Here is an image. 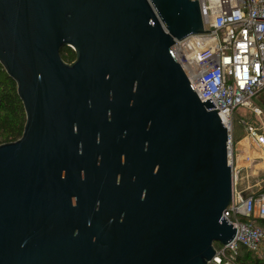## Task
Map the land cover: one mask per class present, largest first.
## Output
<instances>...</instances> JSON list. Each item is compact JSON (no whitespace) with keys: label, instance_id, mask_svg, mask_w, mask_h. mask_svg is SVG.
Listing matches in <instances>:
<instances>
[{"label":"water","instance_id":"water-1","mask_svg":"<svg viewBox=\"0 0 264 264\" xmlns=\"http://www.w3.org/2000/svg\"><path fill=\"white\" fill-rule=\"evenodd\" d=\"M206 31L198 0H0L25 113L0 144V264H212L235 234L227 129L171 52ZM104 134L130 156L134 197H77Z\"/></svg>","mask_w":264,"mask_h":264},{"label":"built area","instance_id":"built-area-1","mask_svg":"<svg viewBox=\"0 0 264 264\" xmlns=\"http://www.w3.org/2000/svg\"><path fill=\"white\" fill-rule=\"evenodd\" d=\"M206 31L175 40L171 52L198 99H211L227 129V162L232 169L230 204L221 217L235 234L225 245L215 246L212 264H239L240 248L257 252L264 244V191L236 189L239 143L233 134V113L242 107L261 118L263 110L252 100H264V0H198ZM253 137L264 161V130L241 121ZM249 157L246 158L249 161ZM243 179V177H242Z\"/></svg>","mask_w":264,"mask_h":264},{"label":"flooded vegetation","instance_id":"flooded-vegetation-1","mask_svg":"<svg viewBox=\"0 0 264 264\" xmlns=\"http://www.w3.org/2000/svg\"><path fill=\"white\" fill-rule=\"evenodd\" d=\"M82 175L77 197H134V166L113 137H101L89 153Z\"/></svg>","mask_w":264,"mask_h":264},{"label":"rangeland","instance_id":"rangeland-1","mask_svg":"<svg viewBox=\"0 0 264 264\" xmlns=\"http://www.w3.org/2000/svg\"><path fill=\"white\" fill-rule=\"evenodd\" d=\"M252 102L263 110V115L261 116V118L254 116L249 112V110H246L242 107H239L232 115L233 134L235 140L237 141V143H239V155L237 156L235 165L237 167L243 168L241 173L238 174L239 179L235 187L236 189H245L247 188V186H249V189H251V191L259 192L264 191V169H262L260 166V161L262 160L260 158H257L256 154L257 152H259V149L255 144V140L245 131V127L241 122L246 121L247 123H250L257 128L264 130V100L261 99V97H257L254 98ZM242 139H246L245 143H247V145L251 147L249 150L251 157L247 156L245 149L246 145H244V141H242ZM241 145L244 148H241ZM247 157L250 158V161L246 160ZM247 177H249V180H247ZM214 245L218 246L219 244L215 243ZM254 261H257L259 264H264V244L257 252H251L246 264H253Z\"/></svg>","mask_w":264,"mask_h":264},{"label":"trees","instance_id":"trees-1","mask_svg":"<svg viewBox=\"0 0 264 264\" xmlns=\"http://www.w3.org/2000/svg\"><path fill=\"white\" fill-rule=\"evenodd\" d=\"M60 54L65 62L74 60V52L68 47H62ZM24 123V108L17 95L16 84L0 64V143L17 140L22 134ZM259 222L264 226V219ZM250 254V251L243 247L240 248L238 263L246 264ZM253 264L259 263L254 261Z\"/></svg>","mask_w":264,"mask_h":264},{"label":"bare ground","instance_id":"bare-ground-1","mask_svg":"<svg viewBox=\"0 0 264 264\" xmlns=\"http://www.w3.org/2000/svg\"><path fill=\"white\" fill-rule=\"evenodd\" d=\"M242 141H244V145H246V147H245V149H246V153H247V156H249V157H251L250 156V152H249V150H250V148L251 147H249L248 145H247V143H245L246 142V139H242ZM240 143H241V141H240ZM256 144V143H255ZM243 146L241 145V148H242ZM244 148V147H243ZM241 151V150H240ZM258 151V150H257ZM254 152V151H253ZM257 158H259L260 156H261V154L259 153V152H257ZM249 161H250V159H249ZM241 162V161H240ZM239 162V163H240ZM260 166H261V168L262 169H264V161H260ZM252 167V166H251ZM250 167V168H251ZM261 170V169H260Z\"/></svg>","mask_w":264,"mask_h":264},{"label":"crops","instance_id":"crops-1","mask_svg":"<svg viewBox=\"0 0 264 264\" xmlns=\"http://www.w3.org/2000/svg\"><path fill=\"white\" fill-rule=\"evenodd\" d=\"M249 177H247V180H249L248 179ZM248 182V181H247ZM246 190H245V193H247V194H254V193H257V192H255V191H251V189H249V186H247V188H245Z\"/></svg>","mask_w":264,"mask_h":264}]
</instances>
